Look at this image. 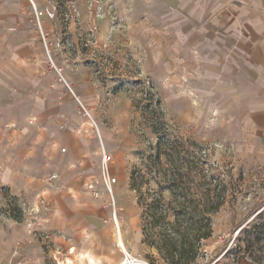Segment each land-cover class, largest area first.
Listing matches in <instances>:
<instances>
[{
    "label": "crops",
    "instance_id": "0c3cea01",
    "mask_svg": "<svg viewBox=\"0 0 264 264\" xmlns=\"http://www.w3.org/2000/svg\"><path fill=\"white\" fill-rule=\"evenodd\" d=\"M58 15L42 22L48 52L31 0H0V264H55L59 254L72 264H120L122 231L116 226L114 235L101 220L109 195L95 199L86 188L101 178V144L110 151L98 124L108 97L97 56L131 51L144 67L151 59L159 69L174 67L213 97V111L235 114L243 135L263 142L264 0H59ZM51 58L70 88L46 70ZM226 63V71L212 68ZM110 169L117 203L130 176L122 164ZM9 197L23 206L21 221ZM149 254L159 258L153 247Z\"/></svg>",
    "mask_w": 264,
    "mask_h": 264
},
{
    "label": "rangeland",
    "instance_id": "374dc122",
    "mask_svg": "<svg viewBox=\"0 0 264 264\" xmlns=\"http://www.w3.org/2000/svg\"><path fill=\"white\" fill-rule=\"evenodd\" d=\"M96 60V71L108 97L98 106V124L106 133L112 167L122 164L130 177L135 167L141 169L147 176L138 181L143 192L150 177V187L175 205L180 189L174 186L172 193L165 186L174 183L190 188L201 205L203 177L214 174L213 181L225 203L212 216L214 235L203 241L204 255L199 264H264V141L256 138L258 142L252 143V138L244 136L242 121L233 119V113L213 111V97L200 91L191 78L176 74L174 67L159 69L154 59L144 67L142 55L131 51L112 59L98 55ZM230 67L229 63L212 65L219 72ZM159 153L167 174L148 175L150 164L158 167ZM174 162L186 166L181 177L175 175ZM8 201V207H17L16 213L21 210L23 219V206L13 197ZM116 204L120 229L130 239L125 243L127 251L134 257L144 254L147 264L156 263L149 254L150 247L138 239L142 208L131 179L127 192L118 194ZM4 206L0 203V211L6 210ZM102 207L105 214L101 220L115 235L113 207ZM157 260L166 264L160 255Z\"/></svg>",
    "mask_w": 264,
    "mask_h": 264
},
{
    "label": "trees",
    "instance_id": "16d2710c",
    "mask_svg": "<svg viewBox=\"0 0 264 264\" xmlns=\"http://www.w3.org/2000/svg\"><path fill=\"white\" fill-rule=\"evenodd\" d=\"M165 153V152H164ZM163 153V154H164ZM157 156L158 167L149 166L151 173L167 174L168 168H163V162ZM175 175L180 177L186 166L174 162ZM147 177L141 169L135 167L131 173V188L138 192V203L142 208V233L144 243L158 251L166 264H199V258L204 255L203 241L213 237V215L225 203L223 196L214 183V174L204 175L205 191L201 194V205L197 202L194 192L186 187L171 183L165 186L175 193L174 186L180 189L178 203L166 200L163 193L150 187L143 192L139 179ZM11 206V205H10ZM9 206V207H10ZM11 215L21 221L22 212L17 207H10ZM157 259L153 258V262Z\"/></svg>",
    "mask_w": 264,
    "mask_h": 264
},
{
    "label": "built area",
    "instance_id": "2783aa9c",
    "mask_svg": "<svg viewBox=\"0 0 264 264\" xmlns=\"http://www.w3.org/2000/svg\"><path fill=\"white\" fill-rule=\"evenodd\" d=\"M31 6H32V11L35 15L36 27L38 31L40 32V35L43 41L45 42L47 51L50 52V47H48L49 46V42H48L49 36L45 31L42 30V22L44 21V19H49V20L56 19L59 16L58 15L59 0H49V3L43 7L38 6L35 0H31ZM56 46L62 47V42H56ZM45 63H46V70L47 71L54 70L57 73L59 80L62 83L68 85V87L70 88L66 78H64L63 76L64 66L58 62H55L52 58L48 59V61ZM82 108L85 109V112L87 114H89L88 110L85 107H83V105H82ZM91 123L93 125V128L99 140H101V133H100L99 126L93 120H91ZM101 157H102V164H101V169H100L102 172L101 178L94 179L91 182L87 183L86 188L91 192L92 196L95 199H101L105 195V193L109 195L108 204L111 207H113V216H114L113 220L115 221V224L119 229L120 227L116 220L118 219V207L116 204V198H115V193H114V188H113V186L117 184V177L114 176L111 172L110 165L113 162V156H111V154L107 151L104 143L101 144ZM55 177H56V174L50 176L49 179L52 180ZM122 250L125 252L126 259L120 264L144 263V261L138 256L132 257L131 254L125 251L123 247H122ZM71 252H73L72 248L68 251V253L71 254ZM54 260H55V264H69L68 258L66 257L62 259L55 258Z\"/></svg>",
    "mask_w": 264,
    "mask_h": 264
},
{
    "label": "bare ground",
    "instance_id": "6f19581e",
    "mask_svg": "<svg viewBox=\"0 0 264 264\" xmlns=\"http://www.w3.org/2000/svg\"><path fill=\"white\" fill-rule=\"evenodd\" d=\"M116 220H117V223H118V225H119V227H120V220H118V219H116ZM119 229H120V228H119ZM120 230H121V229H120ZM120 230H119V231H120ZM119 231H118V232H119ZM120 232H121V231H120ZM118 246H122V247L124 248V250L127 251V247H126V245H125L124 237H123L122 234H120V233L118 234ZM122 247H121V248H122ZM127 252H129V251H127ZM129 253H130V252H129ZM130 254H131V253H130ZM131 256L134 257L132 254H131ZM125 259H126V258H125ZM68 262H69V264H72L71 261L68 260Z\"/></svg>",
    "mask_w": 264,
    "mask_h": 264
}]
</instances>
